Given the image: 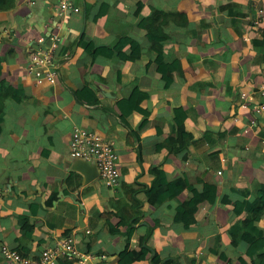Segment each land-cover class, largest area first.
Returning <instances> with one entry per match:
<instances>
[{
  "label": "crops",
  "instance_id": "1",
  "mask_svg": "<svg viewBox=\"0 0 264 264\" xmlns=\"http://www.w3.org/2000/svg\"><path fill=\"white\" fill-rule=\"evenodd\" d=\"M16 2L0 10V264H8L4 246L35 257L70 236L97 264H119L120 255L140 251L143 240L149 253L132 264H256L246 242L234 244L231 229L249 219L235 211L247 199L240 192L249 191L252 200L264 186V113L251 127L252 113L238 109L240 92L264 80V47L254 44L263 38L264 0H75L80 12L63 20L57 0ZM156 13L170 38L164 50L182 69L170 88L158 73L147 30L139 27ZM51 32L60 37L59 78L40 85L29 74L30 51ZM132 40L142 56L125 61ZM117 42L111 56L96 52ZM135 80L147 94L141 107L150 116L143 127V112L124 119L119 103ZM83 91L87 100L78 97ZM180 108L192 112L184 125L193 140L169 154L161 145ZM76 127L114 144L122 179L117 193L100 177L87 184L78 172L79 160L70 154ZM154 169L169 182L188 178L196 193L153 207L139 192L140 205L133 206L125 187H150ZM205 183L217 186V200L198 204L196 224L186 228L175 220L178 200H197ZM113 201L122 202L123 214L135 207L139 222L131 237L120 216L102 217L116 212ZM259 227L264 230V216Z\"/></svg>",
  "mask_w": 264,
  "mask_h": 264
},
{
  "label": "trees",
  "instance_id": "2",
  "mask_svg": "<svg viewBox=\"0 0 264 264\" xmlns=\"http://www.w3.org/2000/svg\"><path fill=\"white\" fill-rule=\"evenodd\" d=\"M17 0H0V10L8 11L13 9L16 6ZM142 5H139V8ZM137 12V13H138ZM139 14V13H138ZM159 13H156L154 17L151 18H142L139 22V27L147 30L148 38L153 42L152 50L157 54L156 63L158 65V73L161 76L162 80L165 82L166 88L175 82V76L177 73H181L182 69L179 63V60L176 59L173 55L165 52L164 47L170 42V38L167 34L162 31L161 23L159 21ZM164 17V14H161ZM119 42V41H118ZM114 46L102 47L96 49L98 54L110 53L111 56L115 53ZM255 46L264 47V33L262 40L255 41ZM129 53H124L122 55L125 61H136L139 60L142 56L141 46L136 41H130L128 45ZM120 51V50H119ZM108 52V53H107ZM138 81L135 80L130 83L125 88V98L120 101V107L122 110V117L126 119L128 114L133 112H143L144 120L142 122V127L147 124L150 113L144 111L141 107L142 102L147 98V94L143 93L138 85ZM88 90V89H87ZM8 92L13 93V98L21 100L20 95L16 96L17 92L14 89L9 87ZM84 91L78 94V97L82 100L85 99ZM93 102H97L96 97H94ZM4 105H0V137L2 135V123L4 121L5 112ZM175 123L173 126V131L170 137L162 144V148H166L169 154H176L185 150L193 140V136L186 132L185 121L190 117L191 113L189 110H184L182 108L175 110ZM208 137V136H206ZM155 180L150 187L145 186H127L128 191L131 192V203L135 207L140 205V202L135 199V195L139 192H144L147 196L148 203L153 207H159L170 200H177L178 197L185 191L191 193H196V188L190 183L188 178H179L177 180L169 182L165 173L159 169H154ZM243 197L247 198L245 201H239L235 204V211L238 214L246 212L248 214V222L246 224L240 223L232 227L231 235L233 237L234 244H238L240 241H244L249 245L248 255L252 258L256 264H264V230L259 227V222L264 216V186L258 191L257 197L255 199H249L251 194L249 191L240 192ZM218 189L217 186L205 183L203 190L199 193V197L196 200L194 197L189 198L185 202L178 200L176 222L184 224L186 228H190L196 224L195 215L198 211V204L207 203L214 204L217 200ZM223 203L229 204L230 201L228 198H224ZM120 201H113V208L116 212L103 214V218H112L115 214L120 216V218L130 227L128 231V237L133 235L132 226L139 222V215L136 210L131 207L126 209V214L122 213L123 208H119L122 205ZM24 256L25 253L21 252ZM149 253V248L146 246V240L141 241V250L140 251H130L125 254L120 255L119 264H132L137 261L145 260L146 256ZM63 264H70L68 261H63Z\"/></svg>",
  "mask_w": 264,
  "mask_h": 264
},
{
  "label": "built area",
  "instance_id": "3",
  "mask_svg": "<svg viewBox=\"0 0 264 264\" xmlns=\"http://www.w3.org/2000/svg\"><path fill=\"white\" fill-rule=\"evenodd\" d=\"M74 1L57 0L59 19L63 20L70 13L80 12ZM263 12L262 9L259 10V14ZM59 43V35L51 32L48 36L39 38L31 48L28 70L40 85H55L58 81L60 65L56 59ZM238 109L250 111L253 115L250 126H257V117L264 113V80L256 89L240 92ZM245 133L248 134L249 129H246ZM261 144L264 149V139ZM70 154L74 159L96 165L104 185L115 193L119 191L122 179L118 168L119 157L113 143L104 140L95 132L76 127L72 135ZM1 253L8 264H63V261L97 264L93 256L81 252L76 247L71 236L58 241L55 246L35 257L24 256L20 251L7 246L2 248Z\"/></svg>",
  "mask_w": 264,
  "mask_h": 264
},
{
  "label": "water",
  "instance_id": "4",
  "mask_svg": "<svg viewBox=\"0 0 264 264\" xmlns=\"http://www.w3.org/2000/svg\"><path fill=\"white\" fill-rule=\"evenodd\" d=\"M76 168L78 172H80L82 175L85 176L87 184L92 183L95 180L99 179V172L96 165L94 164H90L88 162L79 160L78 163L76 164Z\"/></svg>",
  "mask_w": 264,
  "mask_h": 264
}]
</instances>
